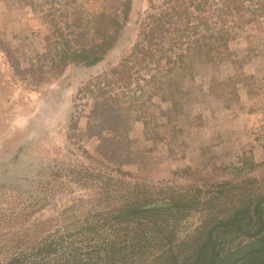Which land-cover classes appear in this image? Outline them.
Wrapping results in <instances>:
<instances>
[{
    "label": "rangeland",
    "instance_id": "obj_1",
    "mask_svg": "<svg viewBox=\"0 0 264 264\" xmlns=\"http://www.w3.org/2000/svg\"><path fill=\"white\" fill-rule=\"evenodd\" d=\"M69 1V14L77 13L84 21L76 33L85 39L94 35L99 16L119 15L124 2ZM161 1L131 0L127 22L102 62L91 67L70 65L52 74L39 73L31 65L46 50L49 28L42 15L19 0H0V264L30 248L36 237L49 234L69 231L66 238L83 245L77 228H70L69 220L60 215L70 205L80 206L79 212L71 213V221L76 216L82 219L95 203L100 185L94 177L74 183L66 174V169L94 168L79 147L95 156L98 144L96 138L80 139L87 109L76 97L88 80L130 51L144 16ZM247 6L255 12L245 10L236 21L228 17L226 35L214 38L200 29L194 56L173 74L179 91L171 123L167 125L160 111L152 108L148 113L157 117L145 115L143 122L131 125V163L121 165L115 158L108 164L129 173L130 183L143 185L154 195L159 189L185 194L180 188L196 186L217 197L215 183L226 181L236 185L249 181L253 190L264 192V0ZM5 50L23 74L15 73ZM160 97H154V103L162 111L170 109L171 104ZM159 137L163 141L158 142ZM109 170L103 168L105 173ZM187 193L196 196L194 190ZM199 223L197 212L181 219L178 238L192 233ZM247 243L227 244L225 256Z\"/></svg>",
    "mask_w": 264,
    "mask_h": 264
},
{
    "label": "trees",
    "instance_id": "obj_2",
    "mask_svg": "<svg viewBox=\"0 0 264 264\" xmlns=\"http://www.w3.org/2000/svg\"><path fill=\"white\" fill-rule=\"evenodd\" d=\"M19 1L40 13L48 25L46 50L31 65L39 73L52 74H60L70 65L91 67L102 62L127 22L131 7V0H124L119 15L99 16L94 35L85 39L76 33L84 21L77 13L69 14V0ZM252 1L163 0L159 6H151L153 12L144 16L130 51L116 65L88 80L76 97L87 109L86 129L80 139L96 138L98 144L95 156L79 147L94 168L80 166L66 169V174L74 183L94 177L100 185L95 203L82 219L76 216L71 221V213L79 212L80 206L74 209L70 205L60 215L69 220L70 228H77L83 245L76 246L66 238L69 231L36 237L30 248L12 254L1 264H219L226 257V245L234 241L258 245L234 264H264V192L253 190L249 181L215 183L217 197L209 191L202 193L196 186L180 188L185 194L170 187L169 194L159 189L154 195L143 185L130 183L129 173L108 165L115 158L121 165L131 163L128 133L133 123L145 120V115L157 117L148 110L157 108L160 118L167 125L171 123L174 95L179 91L173 74L194 56L201 42L200 29L205 28L214 38L228 34V17L240 20L245 10L252 15L255 9L246 7ZM3 53L15 73L23 74L9 51ZM165 92L171 95L164 97ZM156 96L169 102L171 108L162 111L153 101ZM174 130L171 127L170 132ZM157 141H163L162 137ZM103 168H110L111 173ZM189 190L196 196L188 194ZM191 212L199 214L200 223L179 239V221Z\"/></svg>",
    "mask_w": 264,
    "mask_h": 264
},
{
    "label": "water",
    "instance_id": "obj_3",
    "mask_svg": "<svg viewBox=\"0 0 264 264\" xmlns=\"http://www.w3.org/2000/svg\"><path fill=\"white\" fill-rule=\"evenodd\" d=\"M257 244L249 245L240 248L239 250L233 252L232 254L225 257L219 264H234L245 257L247 254L252 252L254 249L257 248Z\"/></svg>",
    "mask_w": 264,
    "mask_h": 264
}]
</instances>
